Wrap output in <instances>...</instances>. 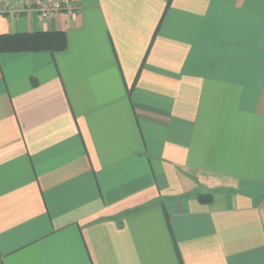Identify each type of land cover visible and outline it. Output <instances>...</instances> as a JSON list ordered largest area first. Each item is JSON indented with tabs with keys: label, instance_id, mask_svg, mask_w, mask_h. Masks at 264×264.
I'll return each mask as SVG.
<instances>
[{
	"label": "crops",
	"instance_id": "crops-1",
	"mask_svg": "<svg viewBox=\"0 0 264 264\" xmlns=\"http://www.w3.org/2000/svg\"><path fill=\"white\" fill-rule=\"evenodd\" d=\"M33 33L66 44L0 52V264H264V0H0Z\"/></svg>",
	"mask_w": 264,
	"mask_h": 264
},
{
	"label": "trees",
	"instance_id": "trees-1",
	"mask_svg": "<svg viewBox=\"0 0 264 264\" xmlns=\"http://www.w3.org/2000/svg\"><path fill=\"white\" fill-rule=\"evenodd\" d=\"M65 38L62 33H33L20 35L0 36V52L9 51H58L65 47ZM198 201L207 203L210 201L209 194L197 196Z\"/></svg>",
	"mask_w": 264,
	"mask_h": 264
},
{
	"label": "built area",
	"instance_id": "built-area-1",
	"mask_svg": "<svg viewBox=\"0 0 264 264\" xmlns=\"http://www.w3.org/2000/svg\"><path fill=\"white\" fill-rule=\"evenodd\" d=\"M60 10H65L68 14H72L76 9L74 7H66L60 2L46 3L38 9L41 18L52 17Z\"/></svg>",
	"mask_w": 264,
	"mask_h": 264
}]
</instances>
